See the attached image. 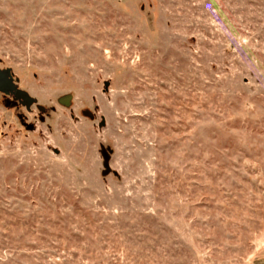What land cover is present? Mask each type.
Returning a JSON list of instances; mask_svg holds the SVG:
<instances>
[{
  "label": "rangeland",
  "instance_id": "374dc122",
  "mask_svg": "<svg viewBox=\"0 0 264 264\" xmlns=\"http://www.w3.org/2000/svg\"><path fill=\"white\" fill-rule=\"evenodd\" d=\"M0 264H264V0H0Z\"/></svg>",
  "mask_w": 264,
  "mask_h": 264
},
{
  "label": "water",
  "instance_id": "95a60500",
  "mask_svg": "<svg viewBox=\"0 0 264 264\" xmlns=\"http://www.w3.org/2000/svg\"><path fill=\"white\" fill-rule=\"evenodd\" d=\"M15 89L13 78L7 70L0 69V91L10 92Z\"/></svg>",
  "mask_w": 264,
  "mask_h": 264
}]
</instances>
